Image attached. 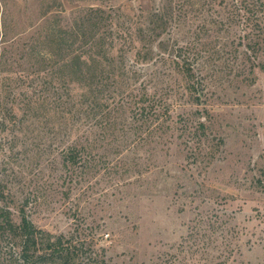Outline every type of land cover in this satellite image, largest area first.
<instances>
[{
  "label": "rangeland",
  "instance_id": "374dc122",
  "mask_svg": "<svg viewBox=\"0 0 264 264\" xmlns=\"http://www.w3.org/2000/svg\"><path fill=\"white\" fill-rule=\"evenodd\" d=\"M236 1L0 0V207L100 264H264V36ZM170 5L166 51L122 40L87 81L50 43Z\"/></svg>",
  "mask_w": 264,
  "mask_h": 264
},
{
  "label": "trees",
  "instance_id": "16d2710c",
  "mask_svg": "<svg viewBox=\"0 0 264 264\" xmlns=\"http://www.w3.org/2000/svg\"><path fill=\"white\" fill-rule=\"evenodd\" d=\"M233 7L235 15H242L247 21L253 20V26L260 36H264V0H237ZM175 12V6L170 5L168 9L151 12L147 23L138 19L122 26L114 8L90 7L70 27L54 28L50 43L60 51L65 50L66 66L70 68L73 81H87L92 75L90 73L94 74L99 66L106 61H114V51L122 40L149 43L151 48L145 57L149 61L155 55L152 47L155 42H158V50L166 51L168 46L162 36ZM176 56L182 58L180 53ZM262 66L264 68V64ZM185 71L189 78L193 77L191 68ZM70 159L76 161L74 155ZM19 214L20 221L17 222L10 208L0 207V264H100L97 257H88L87 254L94 250L87 247L80 236L56 235L38 227L24 206Z\"/></svg>",
  "mask_w": 264,
  "mask_h": 264
}]
</instances>
